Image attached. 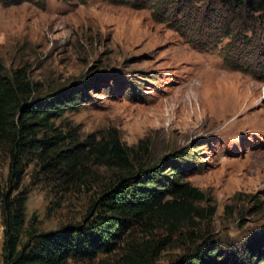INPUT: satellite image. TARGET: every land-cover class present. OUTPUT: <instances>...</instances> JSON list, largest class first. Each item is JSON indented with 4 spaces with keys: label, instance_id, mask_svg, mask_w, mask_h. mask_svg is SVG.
<instances>
[{
    "label": "rangeland",
    "instance_id": "obj_1",
    "mask_svg": "<svg viewBox=\"0 0 264 264\" xmlns=\"http://www.w3.org/2000/svg\"><path fill=\"white\" fill-rule=\"evenodd\" d=\"M128 1L0 4L4 76L14 80L21 71L29 105L62 103L50 118L52 130L38 132V139L60 134L57 148L45 159L37 151L22 160L21 241L29 231L88 226L105 191L159 168L163 183L187 184L203 195L192 203V219L132 224L112 252L72 264H116L133 254L147 264H175L207 248L215 249L213 264H264V80L225 63L230 40L214 44L225 23L213 17L212 0ZM236 48L232 55L256 62L239 42ZM113 137L130 169L90 154L87 143ZM10 151L0 144L4 192ZM67 151L80 155L73 171L57 161ZM3 230L0 211V264Z\"/></svg>",
    "mask_w": 264,
    "mask_h": 264
},
{
    "label": "trees",
    "instance_id": "obj_2",
    "mask_svg": "<svg viewBox=\"0 0 264 264\" xmlns=\"http://www.w3.org/2000/svg\"><path fill=\"white\" fill-rule=\"evenodd\" d=\"M24 0H0L4 6H14ZM107 1V0H103ZM113 4L130 5L128 0H108ZM212 13L218 22L225 23L220 37L226 43L225 63L233 70L248 74L255 80H264V0H212ZM154 6V5H153ZM218 6V9L216 8ZM132 8H144L135 4ZM158 10L153 7V17ZM255 58L249 64L242 55H232L238 49ZM31 95L29 83L24 81L21 71L14 80L4 76L0 64V144L11 147L7 177V192L0 183V211L3 223L2 264H72V261H93L99 253H109L132 224L163 218L171 225L189 221L195 212L192 203L203 199V195L187 184H171L159 168L141 171L120 181L118 186L105 191L97 204V214L86 227H67L56 232L39 234L31 231L25 242L21 241L25 222L26 195L17 193L24 171L22 160L28 153L39 151L45 159L56 149L60 134L38 139L39 126L52 130L51 117H57L55 109L62 103L50 105L27 104ZM90 154L94 153L104 164L118 168H129L128 154L117 137L101 144L87 143ZM78 152H60L59 161L69 171L75 170ZM174 171V168L171 167ZM165 181V180H164ZM170 199H167V198ZM174 225V226H175ZM157 254V253H156ZM215 249L196 251L175 264H213ZM142 255H127L122 263L147 264Z\"/></svg>",
    "mask_w": 264,
    "mask_h": 264
}]
</instances>
